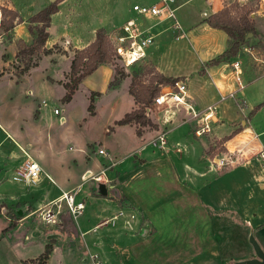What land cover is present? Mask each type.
<instances>
[{
    "label": "crops",
    "instance_id": "obj_1",
    "mask_svg": "<svg viewBox=\"0 0 264 264\" xmlns=\"http://www.w3.org/2000/svg\"><path fill=\"white\" fill-rule=\"evenodd\" d=\"M3 1L6 3L5 5ZM75 1L63 0L58 3V11L51 15L50 26L47 28L48 38L45 43L46 47L50 48L51 44L56 43L61 38L66 39L67 36H70L84 42L78 46L79 49H82L94 39L96 29L103 28L100 26L93 27L85 35L82 32L80 33L79 30L85 31L86 29H79L77 25L76 28L79 30L72 27L73 25L69 23L70 20L67 18V15L71 11L72 13L75 12L74 8L70 6L71 4L74 5ZM191 1L179 0V4L175 5L176 0H174L173 6L175 11L180 10ZM202 1L199 13H196L195 9L191 8V12L187 9V12L185 10L180 14V20L184 27L175 17L179 25V30H176L177 33L171 32L173 29L170 22H167L168 20L158 21L153 16H138L129 8H127L125 21L129 18H136L142 27L154 36V44L149 47L147 56L152 60L158 72L168 77H181L185 81L187 86L186 101L199 115H201L208 105L213 104L216 106V113L221 120L226 117L229 118L224 115L226 109L222 108L220 110L222 103L226 100H221L220 97L228 95L231 92L236 96V100H233V103L239 106L240 109H242V106L251 109L256 105H260L255 113L260 110L263 111L264 72L260 76H255L254 79L247 83H242L240 79L242 86L239 87L235 79L230 75V68L226 69L231 63L229 61L235 57L223 60L212 66L206 65L210 60L216 58L228 48L229 36L222 29L211 27L205 21V18L223 7V0ZM0 2L2 3L1 6L4 5L5 8L15 11L22 19L20 23H16L13 28L7 30L12 35L10 38L12 41L11 46L15 47V39L18 41L21 39L25 43L30 44L32 36L28 31L27 25H25V21L28 17L48 5L49 1L0 0ZM134 4L148 5L143 1L133 2L132 5ZM113 25L115 26V24ZM72 31L75 32L71 33ZM169 33H174V39L169 40ZM4 40L3 34H0V43H3ZM63 49L66 50L67 48L64 46ZM201 69H203V73L200 72ZM98 71L101 72V86L105 85L111 70L106 64H101L82 80L78 86L79 89L88 78ZM93 87L89 88L93 89ZM224 105L231 108V104L226 103ZM171 111L170 120L167 122L162 120V113L158 111L160 115L157 117L158 125L156 126L159 133L165 130L168 136L167 149H160L158 147L159 151H154V149L149 150V145L152 147H156V145L150 143V139L147 136L149 132L143 131L141 134L130 139L131 147L120 152L121 154L118 161L114 162V166L108 168L107 171L104 170L103 174L109 177V183L103 184L107 185L109 190L114 187L113 184L111 185V182L119 178V192L122 197L121 204L114 199L106 198L105 195L107 194L102 190L100 192L96 191V193L92 192L89 185L91 182H86L87 188L85 192L81 193L82 182L75 184L73 180H68L75 178V181H78V177L74 175L70 178L52 164L49 166L51 179L45 175H41L34 182L36 183L35 187L27 185L26 182L12 180L14 171L23 163L26 157L21 152H16L15 141L9 133L5 132V129L1 125L5 124L6 121L0 120V130L2 132V138H0V176H4L7 180L6 182L9 183V185H6V194L2 192L0 197L4 195V198L7 199L6 196H8L9 199L7 200H9L8 203L10 204L6 207L7 205H2L0 202V242L8 244V264H21L23 260L37 257L44 250L45 244L50 241L52 242L53 250L46 264L65 263L63 262L65 261L64 252L61 249L60 251L57 250L56 242L54 241L55 239L57 240V237L68 235L69 233L64 229V226H66L64 223H72L69 217L66 216L68 213L63 201H61V213L63 212L65 215L60 213L59 223L57 225H50L51 229L49 230L33 234L30 227L24 229L20 222L23 221L25 224V221L31 219L39 208L53 200H58L63 191L73 190V187H77L75 200H83L85 207L79 215L80 217L76 218L77 225L74 223L76 226H69V228L81 232L87 231V233H91L90 229L96 228L95 233H91L88 236L87 241L89 244L97 242L100 245L102 243V248L104 249L106 248L104 246L107 245V241L111 239L125 241L129 238L136 239L139 236L152 238V233H161L156 227V221L150 216V210L146 208L145 203L139 196L143 182L154 177H158L159 181L162 182L161 185L167 189L166 200L172 202V206L181 208L184 204H187L190 209H197L198 214L201 213L200 215L197 214V216H185L182 214L186 224L188 220L191 221V218L193 219V224H187L186 227H177L176 225L173 227V224L171 225L172 233H186L184 237V255L187 259L184 258L183 264H236L238 261L253 258L255 257V252L253 247H250L252 246L249 242L250 234L253 235L264 251V160H257L254 157L248 158L244 162L223 172L209 169L205 158L197 150L200 145L205 146L204 139L196 137L192 132L198 145H194L193 143L191 151H187V159L193 162V165L188 164L185 160H182L181 156H178L187 150V144L179 142L182 140V138H179V133H176L174 137L169 136L168 133L173 132L172 130L185 122L182 118H188L187 122H192V119L189 118V114L181 106H172ZM240 118L236 121L231 118V128L227 132H220L219 126H217L222 124L223 120L220 124H216L213 136L220 139L223 136L228 137L231 135L226 141V146L230 148L229 145H232V147L234 145L235 147L237 145L240 146L239 143L236 145V142H238L237 140L243 141L244 139L241 138L245 135L249 139L245 145L246 150L257 152L264 146V142L261 140V135L264 132L256 133L252 129L250 130V134H246L245 131L249 130L247 127L243 131H236L239 122L241 125L244 124ZM212 123L215 124L216 120ZM169 124L174 125L168 128ZM256 125H258V122ZM258 127L264 129V123ZM119 135L122 136L121 134H116L113 138ZM176 143L183 144L181 153L175 150ZM201 148L203 147L199 149ZM131 154H133L132 157L135 156L133 162H131L133 164L132 167L127 170L122 168L121 170V165L126 161L125 158ZM169 154L175 157L174 160L165 159V156ZM181 160L183 165L179 166V171L176 166ZM38 163L41 165L40 162ZM116 166L119 167L115 168ZM86 169L90 168L83 169V172ZM163 169L164 171L168 170V172L170 170L172 175L166 177ZM7 174L11 175L10 178L6 176ZM149 175L151 176L148 177ZM160 175H162V178L159 177ZM44 179H47L51 185L47 186L43 184ZM249 180H252L250 184H248ZM4 184L5 182H2L0 186ZM252 184L253 186L248 189L247 186ZM103 186L102 189H104ZM175 189H179L178 193L175 192ZM96 194H101V196H97ZM4 202L7 203L6 201ZM134 208L145 219V223L150 230L147 234H134V232L123 230L119 225L98 226L101 220L109 219L118 210L127 215L128 210H133ZM5 212H8L10 215H7ZM158 220L161 222H167V220L174 222L175 217L170 216L166 218L163 216L159 217ZM208 222H211L210 226H212L215 233L220 235L222 240L220 238L218 240L217 236L213 239V233H209L208 236V233H206ZM225 227L233 233H224ZM233 237L236 238L237 247L241 248L236 249L235 252L230 248ZM203 238H205L204 242L202 241ZM208 238H210V241ZM123 246L125 247L124 244ZM93 248L98 250L99 252L97 253L101 256L103 255L104 250L101 247L93 246ZM102 260L106 264V261Z\"/></svg>",
    "mask_w": 264,
    "mask_h": 264
},
{
    "label": "rangeland",
    "instance_id": "obj_2",
    "mask_svg": "<svg viewBox=\"0 0 264 264\" xmlns=\"http://www.w3.org/2000/svg\"><path fill=\"white\" fill-rule=\"evenodd\" d=\"M48 1L49 3L51 2V0ZM139 1L151 4L156 0H76L73 3L74 5H70L74 8L75 12L72 13L71 11L67 15V18L70 20L69 23L73 25L72 27L76 28L77 25L79 29H86L85 31H81L76 28V30H79L80 33L82 32L85 35L93 27L97 26L103 27L107 33V31L112 30L114 27H120L125 21L127 8L132 10L133 2ZM238 1L240 0H223L222 3L223 6L226 3L229 7L230 14L235 16L245 12L242 5L237 4ZM241 1L249 8L255 9L251 14L255 22V35L248 34L246 41L241 44L237 54L234 56L235 58L229 62L238 60L240 79L242 83H247L254 79L255 76H260L264 72V2L260 6L259 0ZM200 3H203V1L192 0L180 10L175 11V17L183 27L184 25L180 20V14L185 10L187 12V9L191 12V8L195 9L196 13H199V8H201ZM1 4L0 2V20L4 19L7 23L10 14L6 10H3L6 9L4 7L6 3L4 2L3 6ZM177 4H179V0H176L175 5ZM190 12L189 14L191 15ZM167 22L171 24L172 20H168ZM25 23V25H29L27 20ZM173 31L174 29L171 30V32ZM74 32L72 31L71 33ZM0 34H3L5 38L4 42L0 43V120L6 121L5 124L1 125L5 129V132L9 133L15 141L16 152H21L25 157V154H28L40 162L43 170L49 176V166L51 164L62 170L70 178L74 175L77 176L78 181H75V178L68 180H73L75 184L82 182L81 193L85 192L87 188L86 182H91L89 185L92 192L94 191L96 193V191L100 192L102 190L107 194L105 195L106 198L114 199L121 204L122 197L119 192V178L111 182V185L113 184L114 187L109 190L107 185V188H105V184L109 183V177L103 173L104 170L107 171L108 168L114 166V162L118 161L122 150H127L131 147V138L141 134L143 131H147L149 132L147 136L150 139V143H153L160 134L156 127L158 125L157 117L160 115L158 114L159 110L152 107L149 113L144 114L150 124L141 125L136 122L118 124V120L126 113L134 109H142V107L144 109L150 104H145L142 101L136 103L135 97L143 98L146 87L151 84V78L158 72L152 60L147 56L143 60H139L130 66H125L113 55L111 62L106 64L111 71L108 74L105 85L101 86V72L98 71L92 77L88 78L80 89L78 87L69 102H63L62 97L66 92L64 83L68 81L71 60L75 50L79 49L78 46L84 42L81 40L78 41V39L70 36L66 37L67 40L61 38L62 41L60 39L56 43L51 44V54L43 55L40 59H35L34 57V60L37 61L36 66L22 71L24 61L17 57L18 40L15 39V47L13 48L10 39L12 35L9 34V31L3 25H0ZM171 39H174V33H169V40ZM8 43L10 44L8 45ZM64 46L67 48L66 50L63 49ZM229 68L231 77L235 79L231 71V63L226 67V69ZM156 85L154 83L151 87ZM91 86H94L93 89L89 88ZM7 93L9 94L7 95ZM226 96L229 99L226 98L220 110L222 108L226 109L224 115L229 118L226 117V119L223 117V123L220 124L222 120L215 111L213 120H216V123L213 124L211 122V131L199 137L200 139H204L205 146L200 145L197 150L205 158L206 165L209 169H214L212 159L228 151L242 149V156L239 157L238 164L248 158H255L254 155L256 152L246 150L245 145L249 139L245 135L241 138L244 139L243 141L237 140L238 142H236V145L239 143L240 146L237 145L235 147L234 145L232 147V145H229L230 148H228L226 141L231 135L228 137L223 136L227 137L226 140H222L223 137L220 139L215 138L213 132L216 124H220L217 125L219 126L220 132H227L231 128V121H236L241 117L240 119H242L244 124L241 125L239 122L236 131H243L247 127L249 130L245 131L246 134H250V130L252 129L256 133L264 132V129L258 127L264 123V109L257 113H255L256 111L252 112L253 108L248 109L242 106V109H240L239 106L233 103V100H236L235 95L233 97H230V95ZM43 101L45 102L43 103ZM226 103L231 104V108L225 106L224 104ZM144 111L146 110L144 109ZM160 113L162 112L160 111ZM182 120L185 122L172 130L173 132H169L168 135L174 137L176 133L180 134L179 138H182L184 141L181 140L179 142L186 143L188 148L183 152L184 154L182 153L178 156H181L182 160H185L188 164L193 165V162L187 159L186 155L188 153L187 151H191L193 143L194 145H198L192 134L196 126V119H192V122H187L188 118H182ZM257 122L258 125H256ZM173 125L169 124L168 128ZM116 134H121L122 136L119 135L113 138ZM261 136V140L264 142V133ZM0 138H2L1 130ZM200 147L203 148L199 149ZM98 148L104 149L108 155L105 157L98 154ZM151 149L159 151L157 146L152 147L149 145V150ZM175 150L178 153L182 152V149L180 151ZM132 155H126V161L121 165V170L122 168L127 170L132 167L133 164L131 162L135 158ZM174 158L172 154L165 156L167 160H174ZM182 160L176 166L179 171V166L183 165ZM87 167L90 169H86L83 172V169ZM229 168L231 167H224L219 171L223 172ZM85 173L87 174L84 176ZM163 173L166 177L172 175L170 170L168 172V170L164 171L163 169ZM6 176L10 178L11 175L7 174ZM159 177L162 178V175ZM6 181L4 176L0 178V183L5 182L3 186H0V194L2 192L6 194V185H9ZM251 181L249 180L248 184ZM42 183L47 186L51 185L47 179H44ZM26 184L32 185L33 187L36 186V183ZM161 184L162 182L159 181L158 177L144 181L139 194L146 208L150 210V216L156 221V227L161 233H152V238L139 236L136 239L129 238L125 241L111 239L107 241V245L104 246L106 248L103 249L102 243L100 245L97 242L89 244L87 241L88 236L91 233H95L96 228L90 229L91 233L72 230L69 226L73 227L74 225L75 227L77 225L76 218L74 219L68 214L66 216L69 217L72 223H64L66 225L64 229L69 234L64 235V237H57V240H54L57 250L60 251L61 249L64 252V264H83L91 253L99 252L93 246H99L104 250H102V256L99 253L97 254L101 260L104 259L106 261V264H183V260L187 259L184 255V237L186 233H172L171 225L173 224V227L175 225L177 227H186L187 224H193L192 218L186 224L182 214L185 216H197L198 210L194 208L190 209L187 204H184L181 208L172 206V202L166 200L167 189ZM101 185H104V189H102ZM252 186L253 184L248 185L247 188L250 189ZM76 189L77 187H73V190H71L76 191ZM178 191L179 189H175L176 193ZM169 192L171 193V191ZM97 196H101V194ZM6 197L9 199L8 196ZM7 199L4 198V195L0 197V202L2 205H7L6 207L10 205ZM5 213L10 215L8 212ZM163 216L166 218L170 216L175 217V221H159L158 218ZM20 224H22L24 229L30 227L31 233L33 234L51 229L50 225H46L40 220L38 212L34 213L31 219L26 220L25 224L23 221ZM102 225H119L123 230L134 232V234L141 233V235H145L150 231L145 223V219L135 211V208L128 210L127 215L121 210H118L109 219L101 220L98 226ZM210 225L211 222H208L206 228L208 236L209 233H213V239L217 236L218 240L219 238L222 240L220 235L215 233ZM23 228L21 229L24 230ZM105 228L108 229L106 226ZM3 232L6 233L5 230ZM224 233L233 232L228 231L225 227ZM204 239L202 240L203 242ZM208 240L210 241V238ZM235 241L236 238L233 237L230 246L234 252L236 249H241L237 247ZM7 247V243L0 242V264H8L7 258L9 257V251Z\"/></svg>",
    "mask_w": 264,
    "mask_h": 264
},
{
    "label": "built area",
    "instance_id": "obj_3",
    "mask_svg": "<svg viewBox=\"0 0 264 264\" xmlns=\"http://www.w3.org/2000/svg\"><path fill=\"white\" fill-rule=\"evenodd\" d=\"M263 2L264 0H259L260 6ZM173 3L174 0H156L154 3L148 5L134 4L132 5V11L138 16L156 17L158 21L172 20L171 28L177 33L176 30H179V25L175 19V8ZM107 36L115 57L125 66H130L146 58L149 47L154 44V36L148 32L147 29L143 28L136 18H129L120 27H114L107 32ZM231 71L238 86L241 87L238 60L231 62ZM186 95L187 86L183 79L175 81L172 86H162L150 104L145 107V112L146 114L149 113L151 107L156 108L162 112V120L167 122L170 120L169 117L172 114V106H181L192 119H196V126L193 129V134L196 137H200L211 131V122L215 121L213 119L216 106L213 104L208 105L202 111L201 115H199V113L193 110L192 106L187 103ZM228 95L233 97L234 93L231 92ZM226 98H228L226 95L220 97L221 100H225ZM44 102L45 101H43V103ZM155 140L156 141L152 143L153 145H156L160 149L167 148V135L165 131H162ZM175 149L180 151L182 145L176 143ZM97 152L105 157L108 155L102 148H98ZM25 155L26 159L14 171L12 180L34 183L41 175L50 178L34 158L28 154ZM241 156V150L228 151L212 159V166H214L216 171L224 167L235 166L238 164V159ZM254 156L259 160H264V146L261 147ZM75 192L76 191L72 190L63 191L58 200H53L39 208L37 212L40 220L46 225H57L61 213V201L64 202L67 213L74 219L77 218L83 212L85 203L83 200H75ZM83 264H104V262L99 258L97 253H91Z\"/></svg>",
    "mask_w": 264,
    "mask_h": 264
},
{
    "label": "trees",
    "instance_id": "obj_4",
    "mask_svg": "<svg viewBox=\"0 0 264 264\" xmlns=\"http://www.w3.org/2000/svg\"><path fill=\"white\" fill-rule=\"evenodd\" d=\"M61 1L63 0L51 1L48 5L27 19L29 22L27 28L32 36V42L27 44L21 39L18 41L19 46L17 48V57L24 61L22 71H26L30 67L36 66L37 61L34 60V57L35 59H40L43 55L51 54L52 48H48L45 45L48 38L47 28L50 26L51 15L58 11V3ZM237 4L242 5L245 10L244 13L235 16L231 15L229 7L225 3L220 10L205 18V21L209 26L225 31L231 41L228 48L222 54L210 60L206 64L207 66H212L223 60L233 58L237 54L241 44L246 41L248 34L255 35V22L251 16L255 9L249 8L241 0L238 1ZM3 10H6L10 14L7 23L4 19H1L0 21L1 26L3 25L6 30L13 28L16 23L22 21L21 17L15 11L7 8ZM113 55L115 54L108 41L105 29H96L94 39L86 47L75 50L70 63L68 81L64 83L66 92L62 97V101L69 102L82 80L91 74L99 65L110 63ZM200 72L203 73V69H201ZM180 79L181 77H168L160 72H156L151 78V84L146 87L143 98L135 97L136 103L142 101L145 104H149L162 86H172L175 81ZM154 83L157 85L151 87ZM259 107L260 105H256L252 112L256 111ZM144 109L142 107V109H134L126 113L118 120V124H128L132 122L141 125L150 124L149 120L144 115L146 114ZM226 139L227 137H223L222 140ZM52 250L53 245L50 241L45 244L44 250L37 257L23 260L21 264H46Z\"/></svg>",
    "mask_w": 264,
    "mask_h": 264
},
{
    "label": "water",
    "instance_id": "obj_5",
    "mask_svg": "<svg viewBox=\"0 0 264 264\" xmlns=\"http://www.w3.org/2000/svg\"><path fill=\"white\" fill-rule=\"evenodd\" d=\"M249 242L253 247L255 257L238 261L236 264H264V251L252 234L249 235Z\"/></svg>",
    "mask_w": 264,
    "mask_h": 264
}]
</instances>
